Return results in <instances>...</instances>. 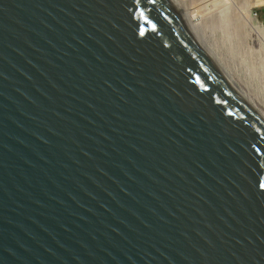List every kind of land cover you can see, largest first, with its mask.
Returning a JSON list of instances; mask_svg holds the SVG:
<instances>
[{"label":"water","instance_id":"water-1","mask_svg":"<svg viewBox=\"0 0 264 264\" xmlns=\"http://www.w3.org/2000/svg\"><path fill=\"white\" fill-rule=\"evenodd\" d=\"M0 264H264V105L174 0H0Z\"/></svg>","mask_w":264,"mask_h":264},{"label":"rangeland","instance_id":"rangeland-1","mask_svg":"<svg viewBox=\"0 0 264 264\" xmlns=\"http://www.w3.org/2000/svg\"><path fill=\"white\" fill-rule=\"evenodd\" d=\"M185 1L189 5L188 7L192 8V11H195L196 17L205 23H201L200 25H204L207 42L215 50L216 55L218 54L217 57L220 59L222 66L237 78L254 98L264 105V91L262 92V97L260 94V99L251 92V90H255L258 84H260L258 68L260 66L261 54H259L260 45L258 36L255 33H251L252 36L249 35V32H252L253 29L264 34V6L252 7L248 0ZM245 8L249 9L251 17L248 30L246 29L245 31L248 36L244 34V30L236 33L238 27L241 26L240 13ZM211 18H214L213 20L215 21V24H213L214 21L212 20V27L207 22ZM240 34L242 35L240 36ZM249 88L252 89L250 90ZM259 88H263L261 84Z\"/></svg>","mask_w":264,"mask_h":264},{"label":"bare ground","instance_id":"bare-ground-1","mask_svg":"<svg viewBox=\"0 0 264 264\" xmlns=\"http://www.w3.org/2000/svg\"><path fill=\"white\" fill-rule=\"evenodd\" d=\"M178 6L185 12L188 20H189V23L191 25V28L195 34V36L198 38V40L209 50V52L221 63L220 59L217 57L216 53L214 52L215 50L212 48V46L210 45L209 42H207V36L205 35V29H204V25H200L201 23L202 24H205L203 23L201 20H199L200 18L196 17V14H195V11H192V8H189L188 4L186 3L185 0H174ZM247 1V0H246ZM245 1V2H246ZM249 4L252 6V7H260V6H264V0H248ZM245 4V3H243ZM248 4V3H247ZM248 4V5H249ZM247 5V6H248ZM243 8V7H242ZM239 14V13H238ZM237 16V15H236ZM241 17V26L238 27V30L236 33L238 32H241L242 30H244V34L246 29L248 30V26L250 25V20H251V17H250V14H249V9H244L242 10V12L240 13V16ZM214 19V18H213ZM212 18L209 19L207 22L208 24H210V26L212 27ZM236 19V18H235ZM214 21V20H213ZM207 24V25H208ZM215 24V21L214 23ZM209 26V27H210ZM214 27V26H213ZM253 28V27H252ZM240 29V31H239ZM249 32V31H248ZM243 33V32H242ZM255 33L258 38H259V45H260V53L261 54V57H260V66L258 68V77L260 79L259 83L261 84V86L263 88H259V85L258 84V87L255 89V90H251V92H253V94L260 99V94H261V97L263 96L262 92L264 91V34L263 33H260L258 32L257 30L253 29L252 32H249V35L252 36V34ZM242 34H240L241 36ZM246 36H248L246 34ZM212 41V40H211ZM245 42H246V39H245ZM222 65V64H221ZM258 79V78H257ZM250 84V83H249ZM255 88V87H254ZM263 100V99H262ZM260 100V101H262Z\"/></svg>","mask_w":264,"mask_h":264},{"label":"built area","instance_id":"built-area-1","mask_svg":"<svg viewBox=\"0 0 264 264\" xmlns=\"http://www.w3.org/2000/svg\"><path fill=\"white\" fill-rule=\"evenodd\" d=\"M261 7V6H260Z\"/></svg>","mask_w":264,"mask_h":264}]
</instances>
